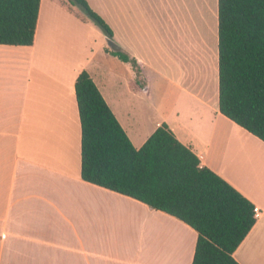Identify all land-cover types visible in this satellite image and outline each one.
I'll use <instances>...</instances> for the list:
<instances>
[{
	"label": "crops",
	"instance_id": "crops-1",
	"mask_svg": "<svg viewBox=\"0 0 264 264\" xmlns=\"http://www.w3.org/2000/svg\"><path fill=\"white\" fill-rule=\"evenodd\" d=\"M86 1L101 14L96 0ZM164 5L171 13V0ZM139 26L134 17V33ZM87 32L97 34V46ZM104 38L68 0H41L33 44L0 45V264H104L111 253L114 264H191L193 229L81 179L75 82L82 71L136 149L166 124L202 166L261 210L233 258L238 264H264V143L219 112L218 47L213 89L200 72L208 101L190 93L202 108H170L154 122L140 120L134 104L119 102L108 72L110 66L118 70L119 60L106 52ZM113 43L128 53L121 40ZM130 57L143 83L138 86L134 74L128 87L149 92L152 56ZM196 61L192 65L201 71ZM140 231L148 239L143 249L135 244Z\"/></svg>",
	"mask_w": 264,
	"mask_h": 264
},
{
	"label": "trees",
	"instance_id": "trees-1",
	"mask_svg": "<svg viewBox=\"0 0 264 264\" xmlns=\"http://www.w3.org/2000/svg\"><path fill=\"white\" fill-rule=\"evenodd\" d=\"M41 0H0V45L31 46ZM106 37L113 31L86 0H68ZM218 107L221 115L264 143V0H217ZM137 61L114 43L106 51ZM81 129L80 177L136 200L191 229V264H238L233 254L256 222L254 206L162 124L136 149L93 80L75 82Z\"/></svg>",
	"mask_w": 264,
	"mask_h": 264
},
{
	"label": "rangeland",
	"instance_id": "rangeland-1",
	"mask_svg": "<svg viewBox=\"0 0 264 264\" xmlns=\"http://www.w3.org/2000/svg\"><path fill=\"white\" fill-rule=\"evenodd\" d=\"M96 7L101 13L98 14L114 32V38L106 41L103 33L88 21L102 38L105 37L104 41L109 48L110 42L120 44L121 40L130 47L129 50L125 49L130 55L136 53L152 56L149 76L152 85L149 92L128 87V79H132L135 74L130 63L124 64L119 60L118 70L108 64L110 82L117 91L119 102L123 100L126 104H134L142 113L140 120L150 117L154 122L167 114L170 108H202L190 98V93L201 101H208L202 88L201 75L204 77V85L208 84L210 89L214 86L217 63L216 0H171V13L170 7L166 12L164 0H96ZM74 8L83 14L77 6ZM134 17L140 23L135 33ZM87 33L86 37L96 42L93 47L97 46V34ZM195 53L201 71L197 65H192L193 61L197 63ZM96 56L97 60L101 58L99 54ZM139 83H143L142 77ZM141 231L135 244L143 249L148 239L147 234ZM113 256L114 253L109 256L106 254L103 263H117ZM97 260L94 256L93 261Z\"/></svg>",
	"mask_w": 264,
	"mask_h": 264
},
{
	"label": "built area",
	"instance_id": "built-area-1",
	"mask_svg": "<svg viewBox=\"0 0 264 264\" xmlns=\"http://www.w3.org/2000/svg\"><path fill=\"white\" fill-rule=\"evenodd\" d=\"M253 211H254L255 217H258L261 213V210L258 207H254Z\"/></svg>",
	"mask_w": 264,
	"mask_h": 264
},
{
	"label": "water",
	"instance_id": "water-1",
	"mask_svg": "<svg viewBox=\"0 0 264 264\" xmlns=\"http://www.w3.org/2000/svg\"><path fill=\"white\" fill-rule=\"evenodd\" d=\"M109 44H110V46H111V45H112V42H110Z\"/></svg>",
	"mask_w": 264,
	"mask_h": 264
},
{
	"label": "bare ground",
	"instance_id": "bare-ground-1",
	"mask_svg": "<svg viewBox=\"0 0 264 264\" xmlns=\"http://www.w3.org/2000/svg\"><path fill=\"white\" fill-rule=\"evenodd\" d=\"M207 28V27H206ZM199 52V51H198Z\"/></svg>",
	"mask_w": 264,
	"mask_h": 264
}]
</instances>
